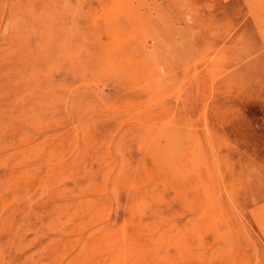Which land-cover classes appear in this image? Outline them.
Wrapping results in <instances>:
<instances>
[{
	"label": "rangeland",
	"instance_id": "374dc122",
	"mask_svg": "<svg viewBox=\"0 0 264 264\" xmlns=\"http://www.w3.org/2000/svg\"><path fill=\"white\" fill-rule=\"evenodd\" d=\"M0 145V264H264V0H0Z\"/></svg>",
	"mask_w": 264,
	"mask_h": 264
},
{
	"label": "bare ground",
	"instance_id": "6f19581e",
	"mask_svg": "<svg viewBox=\"0 0 264 264\" xmlns=\"http://www.w3.org/2000/svg\"><path fill=\"white\" fill-rule=\"evenodd\" d=\"M113 1H114V3H115V0H113ZM3 2H4V1H3ZM122 2H123V1H122ZM122 2H121V3H122ZM123 3H124V2H123ZM124 4H125V3H124ZM122 5H123V4H122ZM112 6H113V5H112ZM112 6H110V7L112 8ZM125 6H126V5H125ZM107 8H109V7H107ZM111 8H110V10H109V9H108V10L111 11V10H112ZM127 8L129 9V6H127ZM141 8H142V7H141ZM233 8H234V7H233ZM105 10L107 11V9H105ZM106 11H105V13H106ZM129 11H130V10H129ZM95 12H97V11H95ZM101 12H102V11H101ZM114 12H115V11H114ZM114 12H113V13H114ZM107 13H108V12H107ZM107 13L105 14V16H107ZM111 14H112V12H111ZM115 14H116V13H115ZM131 14H133V13H131ZM95 15H96V14H95ZM112 15H114V14H112ZM247 15H248V14H247ZM134 16H135V15H134ZM109 17H111L110 14H109ZM113 17H114V16H113ZM129 17L132 18V16H130V15H129ZM136 17H137V16H136ZM136 17H135V18H136ZM15 18H16V17H15ZM105 18H106V17H105ZM12 19H13V17L11 18V20H12ZM107 19H108V18H107ZM14 20H15V19H14ZM104 20L106 21V19H104ZM243 20H244V19H243ZM105 21H104V23L107 22V21H106V22H105ZM11 22H12V21H11ZM138 22H139V21H138ZM5 23H8V22L6 21ZM96 23H97V22H96ZM104 23H103V24H104ZM107 23H108V22H107ZM107 23H106V24H107ZM109 23H110V21H109ZM109 23H108V24H109ZM100 24H101V23H100ZM106 24H105V25H106ZM108 24H107V25H108ZM107 25H106V26H107ZM107 33H108V32H107ZM117 33H118V32H117ZM114 35L116 36V34H114ZM115 36H114V37H115ZM114 37H112V38H114ZM119 37H120V35H119ZM123 37H124V36H123ZM123 37H122V38H123ZM110 38H111V37H110ZM110 38H109L108 41H110ZM118 39H119V38H118ZM123 39H124V38H123ZM113 40H114V39H113ZM142 40H143V39H142ZM116 42H117V40H115V43L113 42V44H116ZM109 44H110V43H109ZM109 44H108V45H109ZM111 45H112V44H111ZM112 46H113V45H112ZM83 48H84V47H83ZM135 54H136V53H135ZM184 55H185V54H184ZM107 56H108V55H107ZM139 70H140V69H139ZM141 71H142V70H141ZM54 72H55V71H54ZM88 72H89V71H88ZM56 75H57V74H56ZM144 76H145V75H144ZM192 78H193V77H192ZM194 80H195V79H194ZM86 83H87V82H86ZM173 83H174V82H173ZM81 84H82V83H81ZM84 84H85V83H84ZM181 84H182V83H181ZM74 87H75V86H74ZM190 88H191V87H190ZM193 88H194V87H193ZM71 90H72V89H71ZM21 91H22V90H21ZM94 91H95V90H94ZM165 91H166V90H165ZM175 91H177V90H175ZM158 92H159V91H158ZM197 93H198V92H197ZM199 93H200V92H199ZM181 94H182V93H181ZM21 98H22V97H21ZM67 99H68V98H67ZM152 99H153V98H152ZM32 101H33V100H32ZM146 101H147V99H146ZM155 101H157V100H155ZM180 101H181V100H180ZM209 101H210V100H209ZM187 102H188V101H187ZM187 102H186V103H187ZM149 105H150V104H149ZM108 106H109V105H108ZM256 106H257V105H256ZM121 107H122V106H121ZM257 108H258V107H257ZM112 110H113V109H112ZM144 110H145V109H144ZM57 111H58V110H57ZM126 111H127V110H126ZM258 111H260V110H258ZM20 113H22V112H20ZM25 116H26V115H25ZM25 116H24V117H25ZM39 116H40V115H39ZM70 116H71V115H70ZM25 118H26V117H25ZM99 119H100V118H99ZM104 119H105V118H104ZM138 119H139V118H138ZM86 123H87V122H86ZM141 123H142V122H141ZM60 126H61V125H60ZM149 126H150V125H149ZM145 127H146V126H145ZM75 129H76V128H75ZM209 134H210V133H209ZM210 135H211V134H210ZM210 138H211V137H210ZM62 139H63V138H62ZM161 139H162V138H161ZM37 145H39V144H37ZM0 146H2V145H0ZM213 147H214V146H213ZM116 148H117V147H116ZM209 148H210V147H209ZM19 151H20V150H19ZM108 151H109V150H108ZM14 153H15V152H14ZM25 153H26V152H25ZM217 153H218V152H217ZM214 155H215V154H214ZM212 156H213V155H212ZM1 159H2V161H3V158H1ZM73 161H74V160H73ZM3 162H4V161H3ZM46 162H47V161H46ZM4 163H5V162H4ZM38 163H39V162H38ZM93 163H94V162H93ZM42 164H43V163H41V165H42ZM2 166H3V165H2ZM31 167H32V166H31ZM5 168H6V167H5ZM186 169H187V168H186ZM47 170H48V169H47ZM49 174H50V173H49ZM113 181H114V180H113ZM170 181H171V180H170ZM183 181H184V180H183ZM203 183H204V182H203ZM212 184H213V183H212ZM212 184H211V185H212ZM82 187H83V186H82ZM88 187H89V185H88ZM86 189H87V188H86ZM97 189H98V188H97ZM169 190H170V189H169ZM215 191H216V190H215ZM105 192H106V191H105ZM218 195H219V194H218ZM90 197H91V196H90ZM80 199H82V198L80 197ZM86 201H87V200H86ZM88 201H89V200H88ZM78 204H79V203H78ZM261 204H262V203H261ZM263 205H264V204H263ZM254 206H255V205H254ZM77 208H78V207H77ZM119 209H120V208H119ZM250 209H251V208H250ZM73 210H74V209H73ZM73 210H72V211H73ZM120 210H121V209H120ZM1 211H2V210H1ZM251 211H252V210H251ZM0 214H1V213H0ZM252 214H253V212H252ZM252 214H251V216H252ZM263 214H264V213H263ZM5 217H6V216H5ZM68 217H69V216H68ZM254 217H255V215H254ZM263 218H264V217H263ZM68 219H69V218H68ZM88 220H89V219H88ZM257 221H258V220H256V222H257ZM95 224H96V223H95ZM255 224H256V223H255ZM263 227H264V226H263ZM55 232H56V231H55ZM58 237H59V236H58ZM74 237H75V236H74ZM77 237H78V236H77ZM71 238H72V237H71ZM52 239H53V238H52ZM50 240H51V239H50ZM64 240H65V239H64ZM250 245H251V244H250ZM41 247H42V246H41ZM40 251H41V250H40ZM199 257H201V255H199Z\"/></svg>",
	"mask_w": 264,
	"mask_h": 264
}]
</instances>
